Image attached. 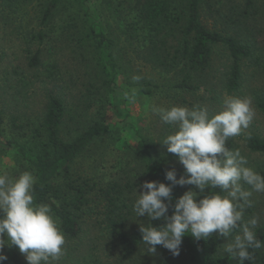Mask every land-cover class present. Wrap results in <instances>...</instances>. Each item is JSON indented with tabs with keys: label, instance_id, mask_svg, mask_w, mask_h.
<instances>
[{
	"label": "trees",
	"instance_id": "16d2710c",
	"mask_svg": "<svg viewBox=\"0 0 264 264\" xmlns=\"http://www.w3.org/2000/svg\"><path fill=\"white\" fill-rule=\"evenodd\" d=\"M0 6L6 19L25 20L31 10L34 12L36 24L26 30L28 44L36 48H26L31 66L45 69L51 79H57L59 64L43 58L44 52L66 49L77 64L75 74L85 69L88 77L85 90L71 92V99L56 86L47 88L42 118L30 124L34 127L28 133H19L20 141L4 140V128L0 127V147L17 150V161L35 178L34 203L51 206L65 238L81 239L94 233L92 245L116 250L119 262L144 245L140 224L159 226L165 222L136 216L135 190L145 181L171 184L166 172L179 160L167 152V146L159 150V144L140 129L136 165L142 173L136 168L135 175L144 174L145 179L136 181L134 175L124 174L105 181L81 171V159L114 131L107 112L114 105V96L110 97L119 81L123 80L131 97H168L172 90L183 95V103L202 86L217 97V84H221L228 93L252 95L264 115V85L257 89L249 86L245 69L253 64L264 72V40L260 46L259 33L253 30L256 26L251 29L250 24L261 14V0H240L228 11L224 0H1ZM135 52H140L155 75L147 77L133 70L134 59L129 54ZM135 75L142 76L133 83ZM97 97L104 103L94 107ZM243 145L264 157V134L248 133ZM256 172L264 176V160ZM216 193L226 195L208 187L197 199ZM172 195L168 215L179 198L175 185ZM255 210L245 208L244 219L256 216ZM259 218L253 231L264 241V203ZM239 231L234 229L231 237ZM227 238L218 231L199 240L186 234L183 243L192 264H240L224 251ZM3 252L7 260L0 264H24L17 247L5 245ZM249 252L253 260L244 264H264V247Z\"/></svg>",
	"mask_w": 264,
	"mask_h": 264
},
{
	"label": "clouds",
	"instance_id": "9594fccd",
	"mask_svg": "<svg viewBox=\"0 0 264 264\" xmlns=\"http://www.w3.org/2000/svg\"><path fill=\"white\" fill-rule=\"evenodd\" d=\"M132 79L138 81L140 77ZM152 111L176 129L159 142L167 146L168 153L178 157L186 175L177 179L175 170H169L166 180L171 184L145 181L141 186L143 192L136 189V216L165 221L159 226L140 224L146 250L155 253L160 245L179 256L186 234L199 240L218 231L220 236L229 238L234 229H240L224 251L240 264L253 260L249 249L264 247V241L253 231L259 218L253 216L244 222V210L253 206V191L264 192V176L247 166V158L239 150L226 147V141L240 136L254 119L251 98L225 94L223 108L215 114L203 106L153 107ZM34 183V176L27 171L15 178L0 174V262L7 260L5 245L17 247L28 264H53L64 254L65 236L51 206L34 203ZM176 184L194 185L200 192L186 191L176 199L174 210L168 215ZM208 187L218 188L226 195L207 194L198 200Z\"/></svg>",
	"mask_w": 264,
	"mask_h": 264
},
{
	"label": "rangeland",
	"instance_id": "374dc122",
	"mask_svg": "<svg viewBox=\"0 0 264 264\" xmlns=\"http://www.w3.org/2000/svg\"><path fill=\"white\" fill-rule=\"evenodd\" d=\"M239 1L224 0V9L228 11L231 6L238 4ZM262 3L263 0H261V14L257 19H251L250 22L251 29L256 26V28H253L254 33H259L258 40L260 46L261 41L264 40V6H262ZM5 20L8 22V25H5ZM20 22L23 24L20 25ZM30 24L32 26L36 24L32 10L25 20L20 19L19 21L18 19H14V17L6 19L0 6V50L2 53V59L0 60V127L4 128V140L12 138L13 140L20 141L21 136L28 133L34 127L30 124H35L42 118L45 110L47 88L56 86L64 93H67L69 99H71L70 93L77 92L78 89L85 90L84 82L88 80L85 69H82L78 73V76L75 74L77 64L73 57H70L69 50L66 49L59 48L63 52H44L43 58H51L50 61H57L59 64L55 74L57 79H51L45 69L31 66L28 59L30 52H27L26 48H30L32 51L36 48L35 46H30L27 42L26 30H30L27 28ZM129 55L130 58L134 59V64H132L133 70L143 73L147 77L155 75L152 74L150 64H147L146 60L140 56V52ZM245 69L249 86L257 89L264 85V72L260 68L251 64ZM132 82L136 83L133 79ZM119 84L120 86L115 88L110 97L114 96V105L107 112L108 120L113 124L114 131L111 135L103 136L95 148L92 151H88L81 159L80 168L82 172H90L97 178H102L105 181L110 178H121L124 174L134 175L136 181L145 179L146 176L144 174L138 177L135 175L136 168H138L139 173H142L140 165H136V163L138 164L136 159L138 155L137 133L141 129L144 134L150 135L159 144L158 149L162 151L166 145H163L159 141H163V139L176 130L172 125L162 122L160 117L152 111L153 107L170 108L178 105L193 108L203 106L207 107L210 114H215L222 110L225 94L250 97L252 107L255 110V117L249 127L243 130L240 136L227 140L226 147L232 151L239 150L247 158V166L253 168L255 171L259 163L264 160V157L260 158L256 154L250 153L243 145L244 137L248 133L264 134V115L256 108L252 95L246 94L245 96H241L239 92L236 94L228 93L223 86L220 87L221 84H217L219 87L217 88V97H213L216 93H210L202 86L196 93L186 97L189 102L183 103V95H176L172 90L168 97L159 94L152 98L146 95L131 97L130 93L124 90L125 83L123 80H120ZM103 101L100 97H97L94 107H98L101 103H104ZM93 108L90 110L91 112L94 111ZM16 151L0 147V174L15 178L22 172H30L26 166L17 161L15 157ZM170 167L175 170L177 179L182 175H186L185 168L179 160L173 162ZM241 183L243 184V182ZM243 187L249 189V186L246 184ZM175 190L179 197L189 190L200 192L194 185L187 184L183 186L176 184ZM137 191L143 192L144 189L141 187ZM250 199L253 201L252 208L256 209V217H261L264 192L253 191ZM251 218V216L247 217L244 219V222H247ZM94 236V233H90L87 236L84 234L81 239L70 240L65 238L66 242L63 246L64 254L59 261L53 262V264H192L183 241L180 246L179 256H173L169 250L160 245L157 246L155 253L148 252L146 246L142 245L134 256L123 262H119L116 260L118 254H115L116 250L94 246L95 243L92 245ZM233 237L227 238L226 244ZM24 264H28L25 256Z\"/></svg>",
	"mask_w": 264,
	"mask_h": 264
}]
</instances>
